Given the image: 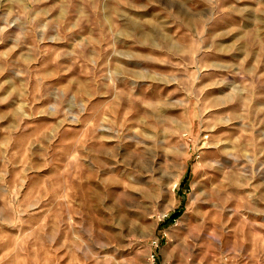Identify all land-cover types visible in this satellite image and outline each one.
<instances>
[{
    "label": "rangeland",
    "instance_id": "1",
    "mask_svg": "<svg viewBox=\"0 0 264 264\" xmlns=\"http://www.w3.org/2000/svg\"><path fill=\"white\" fill-rule=\"evenodd\" d=\"M0 264H264V0H0Z\"/></svg>",
    "mask_w": 264,
    "mask_h": 264
},
{
    "label": "trees",
    "instance_id": "2",
    "mask_svg": "<svg viewBox=\"0 0 264 264\" xmlns=\"http://www.w3.org/2000/svg\"><path fill=\"white\" fill-rule=\"evenodd\" d=\"M180 214V211H174L170 214L168 217L169 219L167 221L173 222Z\"/></svg>",
    "mask_w": 264,
    "mask_h": 264
},
{
    "label": "crops",
    "instance_id": "3",
    "mask_svg": "<svg viewBox=\"0 0 264 264\" xmlns=\"http://www.w3.org/2000/svg\"><path fill=\"white\" fill-rule=\"evenodd\" d=\"M183 183H184V182H183V180H182L181 183H180V184H182V187H181V188H183Z\"/></svg>",
    "mask_w": 264,
    "mask_h": 264
},
{
    "label": "bare ground",
    "instance_id": "4",
    "mask_svg": "<svg viewBox=\"0 0 264 264\" xmlns=\"http://www.w3.org/2000/svg\"><path fill=\"white\" fill-rule=\"evenodd\" d=\"M143 37L146 38L144 35H143ZM174 181H175V180H174ZM174 181H173V182H174ZM172 184H173V183H172Z\"/></svg>",
    "mask_w": 264,
    "mask_h": 264
},
{
    "label": "built area",
    "instance_id": "5",
    "mask_svg": "<svg viewBox=\"0 0 264 264\" xmlns=\"http://www.w3.org/2000/svg\"><path fill=\"white\" fill-rule=\"evenodd\" d=\"M155 246H157V243H155Z\"/></svg>",
    "mask_w": 264,
    "mask_h": 264
}]
</instances>
